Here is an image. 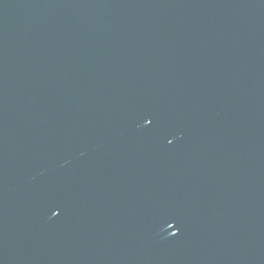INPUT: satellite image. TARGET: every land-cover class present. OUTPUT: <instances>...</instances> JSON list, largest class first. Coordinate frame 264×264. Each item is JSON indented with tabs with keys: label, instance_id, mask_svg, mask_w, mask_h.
<instances>
[{
	"label": "water",
	"instance_id": "95a60500",
	"mask_svg": "<svg viewBox=\"0 0 264 264\" xmlns=\"http://www.w3.org/2000/svg\"><path fill=\"white\" fill-rule=\"evenodd\" d=\"M0 264H264V0H0Z\"/></svg>",
	"mask_w": 264,
	"mask_h": 264
}]
</instances>
